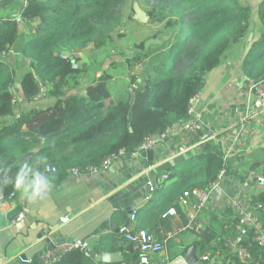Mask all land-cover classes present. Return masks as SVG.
Segmentation results:
<instances>
[{
  "label": "trees",
  "instance_id": "1",
  "mask_svg": "<svg viewBox=\"0 0 264 264\" xmlns=\"http://www.w3.org/2000/svg\"><path fill=\"white\" fill-rule=\"evenodd\" d=\"M121 4L122 0H27L25 7H17V0H0V13L20 10L13 18L0 16V200L17 195L15 175L25 165L33 171L54 166L57 174L72 169L83 172L120 152L132 154L145 137L186 122L190 101L219 69L227 49L248 33L252 4L263 28L257 37L251 33L241 74L235 77H243L245 87L264 79V0L246 4L241 0H159L157 6L149 7L148 15L154 23H165L161 43L127 62V70L138 65L139 73L113 80L108 67L88 79L78 54L91 44L104 47ZM63 52H69L72 60ZM11 56L22 58L25 68L12 65ZM15 88L20 99L12 92ZM38 98H51L54 103L43 109L28 108ZM185 154L188 160L169 176L174 183L158 191L138 218L137 230L169 225L162 216L178 207L183 193L207 189L224 170L220 155ZM251 169L264 178V160ZM249 207L264 232V188L252 194ZM210 217L193 241L197 256H208L203 264H264V247L253 240L251 231L243 243L250 259L244 262L231 253L230 240L238 224L231 209ZM95 250L101 254L111 249L99 243ZM133 253L122 264L138 263ZM32 260L38 264L37 257ZM56 264L95 262L83 249L74 248Z\"/></svg>",
  "mask_w": 264,
  "mask_h": 264
},
{
  "label": "crops",
  "instance_id": "2",
  "mask_svg": "<svg viewBox=\"0 0 264 264\" xmlns=\"http://www.w3.org/2000/svg\"><path fill=\"white\" fill-rule=\"evenodd\" d=\"M219 75L221 88L216 93L207 94L205 83L196 104L203 128L201 140L194 143L192 138L185 139L177 131L179 126L172 127L168 131L167 141L152 151L154 159L149 167L156 168L145 176L136 179L142 163L132 154L120 152L109 161L106 168L96 174L73 176L69 170L48 176L51 186L34 199H29L22 190L17 189L13 199L0 200V264H17L19 258L32 260L47 251L48 245L36 238L37 231L32 230V226L46 231L62 227L56 238H63L70 243L80 242L94 250L99 243H104L111 250L103 253L120 254L118 259L122 262L116 264L125 263L133 252L137 258L132 246L119 235L118 228L127 222L137 227L138 218L151 205L158 191L174 183V179L160 182V178L166 172L172 175L188 160L186 154L169 156L172 149L186 140L191 143L194 152L222 156L225 162L224 175L218 189L211 194L209 202L201 211H195L192 204L186 208L178 206L177 216L167 217L169 225H155L151 230L146 226L145 230L165 241L164 254L169 259L183 257L182 253L194 245L197 232L192 228L194 224H190V215L195 216L196 226L202 227L210 223L211 214L221 216L225 209H231L237 215V210L249 207L250 201L245 198L251 196L253 190L258 192L264 188L248 174L253 171V164L264 160V112L252 113L241 124L239 118L245 112V97L249 87H245L243 82L240 84V79L228 84V77L221 71ZM239 84H243V88ZM237 88L239 92L235 91ZM205 95L207 100L200 105ZM20 97L18 92L16 99ZM28 178L31 179L32 175ZM148 183H152L154 190H157L145 193ZM21 212L25 214L23 221L11 224ZM133 212L136 215L135 223L129 221ZM63 217L68 219L67 223L60 222ZM156 259L152 257L151 261Z\"/></svg>",
  "mask_w": 264,
  "mask_h": 264
},
{
  "label": "built area",
  "instance_id": "3",
  "mask_svg": "<svg viewBox=\"0 0 264 264\" xmlns=\"http://www.w3.org/2000/svg\"><path fill=\"white\" fill-rule=\"evenodd\" d=\"M27 0H24L22 3V7H25ZM17 14H20V10L17 11ZM134 93H130V101H133ZM199 100V94H197L189 103L187 108V116L188 119L182 125L179 126L178 130L182 136L192 138L193 142H199L202 138V123L200 122V114L196 109V104ZM254 112H264V79L261 81H256L250 85L247 90L245 97V112L239 118L241 123H245L246 120L251 116ZM167 134H156L149 135L145 137L142 143L134 150L132 153L133 157H138L141 153L145 151H153L156 150L167 141ZM192 148V145L189 141L186 140L185 143L179 144L174 149L169 152L170 157H177L181 154H185ZM115 158V156L113 157ZM112 158V159H113ZM109 161H104L100 166H89L85 168L83 172H80L78 169H72L71 174L73 176H79L80 174H96L101 169H104L108 166ZM44 173L46 176L56 173V168L54 166H45L44 168L39 170ZM249 176L252 177L256 182L260 185H264V178L256 172L250 171L248 172ZM224 175V170H222L217 179L212 182L207 189H192L183 193V195L177 200L178 206L182 208L188 207L190 204L193 205V209L195 211H201L205 208L206 204L209 202L211 194L218 189L219 183L221 182L222 176ZM170 172L164 173L160 182H165L169 180ZM150 186L149 191L152 192L154 190L153 184L148 183ZM14 198V193L10 194L8 200ZM260 208V206H256L255 209ZM238 216V224L236 225V234L234 239L230 240L231 253L237 256L240 260L246 262L250 259V255L247 253L246 249L243 247L244 239L247 237L248 233L251 231L253 235V240L260 247H264V232L261 229V224L258 219V215L255 211H252L250 207L241 208L237 210ZM176 209L175 207L169 208V210L163 214V218L166 217H176ZM25 218L24 213H19L16 218H13L11 224H16L22 222ZM130 222L135 223L136 215L133 212L130 215ZM190 224H194L196 230L198 227L196 226L195 216L192 214L189 217ZM61 223H67L68 219L63 217L60 219ZM118 233L122 237V239L127 242L137 254L138 264H187L184 260V257H176L173 259H169L167 255H165V241L160 240L155 237L154 234L148 232L145 229H136L134 225L130 226H121L118 228ZM79 248L83 249V251L87 255V251L83 244L80 242L63 244L58 247H54L50 250L43 252L42 254L37 256L38 264H56L62 255L69 252L71 249ZM152 257H156L157 259L153 262L151 261ZM208 256L204 254L201 257V261L207 262ZM17 264H33V260H27L19 258Z\"/></svg>",
  "mask_w": 264,
  "mask_h": 264
},
{
  "label": "rangeland",
  "instance_id": "4",
  "mask_svg": "<svg viewBox=\"0 0 264 264\" xmlns=\"http://www.w3.org/2000/svg\"><path fill=\"white\" fill-rule=\"evenodd\" d=\"M23 1L24 0H17V7L22 5ZM250 1L252 2V0H241V3L246 4ZM158 3L159 0H122V4L117 12V19L113 23L114 25L111 29L109 39L105 43L104 47L97 49L93 44H91L85 51L78 54L81 59L79 64H84L87 68L88 79H91L96 74L98 76L101 75V73L108 69V67H111V76L113 77V80H126L130 75L139 73L140 66L138 65L133 66L130 70H127V62L133 60L136 54H143L149 47H155L161 43L163 37L161 32L165 23H154L148 15L149 7L157 6ZM255 7L256 6L254 4L251 5L252 11L248 23L249 30L244 40L240 43L232 44L231 47L223 54L220 60L219 69H216L209 75V78L206 81L207 94L211 92L216 93L221 88V77L219 75L220 71L228 77V84H230L232 80L236 79L235 73L241 74L240 68L242 66V58L246 52V48L248 47V42L253 37L251 33L254 34V37H257L263 28L256 15ZM17 11L18 9L14 11H7L5 14L0 13V16L8 15V17L12 16L13 18L16 16ZM139 12L143 13L145 16V20L143 22L138 18L137 13ZM250 36L252 37L250 38ZM9 61L12 65L17 64L21 68H25V61H23L22 58L11 56ZM17 75H19V72L16 73V76ZM245 78L247 81H250L247 76H245ZM241 79H243V77ZM240 80L239 82L241 84L242 80ZM238 89L239 88L235 89V91L239 92ZM12 92L16 98L18 90L15 88ZM206 96L207 95L201 99L200 105L205 103L207 100ZM53 103L54 99L38 98L30 104L28 108L35 107L43 109L53 105ZM253 193H256V191L253 190L251 196L246 197L245 200L250 201ZM203 227L204 226H200L196 230V227L192 226L193 230H196L197 233L200 232Z\"/></svg>",
  "mask_w": 264,
  "mask_h": 264
},
{
  "label": "water",
  "instance_id": "5",
  "mask_svg": "<svg viewBox=\"0 0 264 264\" xmlns=\"http://www.w3.org/2000/svg\"><path fill=\"white\" fill-rule=\"evenodd\" d=\"M258 2L261 0H257ZM138 14V18L143 22L145 20V16L143 13L139 12ZM252 36H250L251 38ZM62 56L65 58H69L70 60H72L71 54L69 52H63ZM253 83H256V81H254ZM43 91H45V89H43ZM192 154H194V149H190L189 150ZM154 159V155L153 152L148 150L145 151L143 153H141L138 157L137 160L142 163V169L137 173V178H141L143 176H145L147 173H149L150 171H153L156 166L153 167H149V163L152 162ZM149 189L150 186L147 184L145 187V193H149ZM129 223L127 222L125 224V226H128ZM61 228L59 227L55 230H51V231H46L44 229H40L37 230V228L35 226H32V230H36L37 231V235L36 238L39 240H44V242L48 245L47 250H50L54 247H58L61 246L63 244H70V241L65 240L63 238H56V234H59L61 232ZM86 251H87V256L89 258H91L95 264H116V263H120L122 262L121 259H118L120 257V254L117 253H101V254H97V252L91 247H87L84 246ZM197 251V247L196 245H193L191 248H189L184 257V260L187 264H203L201 259L197 256L196 254Z\"/></svg>",
  "mask_w": 264,
  "mask_h": 264
},
{
  "label": "clouds",
  "instance_id": "6",
  "mask_svg": "<svg viewBox=\"0 0 264 264\" xmlns=\"http://www.w3.org/2000/svg\"><path fill=\"white\" fill-rule=\"evenodd\" d=\"M40 159L43 160L45 158L41 157ZM30 172L32 173L31 179L28 178ZM14 184L17 189L22 190L24 196L34 199L51 186V180L39 170L33 171V169L25 165L16 173Z\"/></svg>",
  "mask_w": 264,
  "mask_h": 264
}]
</instances>
